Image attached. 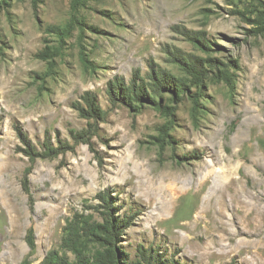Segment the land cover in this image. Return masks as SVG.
<instances>
[{
    "label": "rangeland",
    "instance_id": "1",
    "mask_svg": "<svg viewBox=\"0 0 264 264\" xmlns=\"http://www.w3.org/2000/svg\"><path fill=\"white\" fill-rule=\"evenodd\" d=\"M261 7L0 0V264H39L52 249L74 259L61 248L64 227L77 213L103 221L104 192L131 222L120 242L125 264L143 248L181 264H264V28L254 23ZM74 14L84 31L77 26L50 63L40 59L46 45L59 44L49 27ZM209 56L228 79L208 68L196 121L189 94L172 103L165 92L175 106L171 144L156 139L169 117L145 102L137 110L110 99L116 78L149 83L153 68L190 77L182 57ZM86 92L104 118L81 116ZM90 127L89 142L75 143L72 135ZM60 143L63 150L46 156L47 144Z\"/></svg>",
    "mask_w": 264,
    "mask_h": 264
},
{
    "label": "trees",
    "instance_id": "2",
    "mask_svg": "<svg viewBox=\"0 0 264 264\" xmlns=\"http://www.w3.org/2000/svg\"><path fill=\"white\" fill-rule=\"evenodd\" d=\"M262 7L258 10L254 23L257 28H264V0H259ZM79 0H74V6H77ZM80 26L84 31L85 23L77 15H73L64 26L51 25L48 29L49 33L55 34L59 40L56 46L46 45V47L38 53V57L47 62H51L64 47L66 38ZM202 48L211 50V42L202 41ZM83 62L89 67V59L85 52L81 49ZM176 63V62H175ZM177 64V63H176ZM185 70L190 77H181L174 75L170 71L152 69L149 74L151 82L147 83L141 79V83L135 77L131 84L127 85L124 79L116 78L109 82L110 99L113 101H122L131 109H140L143 102L150 104L161 113L169 117V122L160 128V134L156 137L160 145L165 142L172 143L168 140L169 130L172 128V120L175 113L174 105L165 104L164 94L168 92L169 101L177 103L185 94H189L193 101L192 115L194 121L197 119V111L199 106V96L201 89L204 87L205 79L208 76V68L215 67L223 78L228 79V69L218 62L215 57H182L178 66ZM219 65H222L221 68ZM148 85H152L148 90ZM191 85L197 87V91L192 93ZM188 92V93H187ZM167 94V93H166ZM87 103V107H79L81 116L86 118L102 119L106 115V111L98 102L97 96L92 92H86L83 96ZM91 125V124H90ZM95 130L90 127L74 133L73 139L75 143L89 142L91 134ZM64 149L63 143L59 147H53L51 144L46 146V156L53 157L60 150ZM33 165L25 171V178L29 177L32 172ZM24 190L29 193L30 189L24 182ZM103 202V221L95 220L84 214L77 213L73 220H70L64 227V236L61 248L74 255V259L67 254H61L58 249H52L46 255L44 260L39 264H125L129 260L127 254L120 247L121 237L125 229L130 226L129 218H122L117 215L116 201L111 192H104L98 195ZM30 248L35 247L33 238H28ZM140 259L132 264H181L174 260L165 258L161 253L148 251L145 248L139 251Z\"/></svg>",
    "mask_w": 264,
    "mask_h": 264
},
{
    "label": "bare ground",
    "instance_id": "3",
    "mask_svg": "<svg viewBox=\"0 0 264 264\" xmlns=\"http://www.w3.org/2000/svg\"><path fill=\"white\" fill-rule=\"evenodd\" d=\"M158 190V188H156ZM156 191V190H155ZM172 191V190H171ZM159 192V191H158ZM157 194V193H156ZM158 196V195H157ZM160 196V195H159Z\"/></svg>",
    "mask_w": 264,
    "mask_h": 264
}]
</instances>
